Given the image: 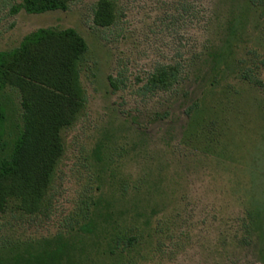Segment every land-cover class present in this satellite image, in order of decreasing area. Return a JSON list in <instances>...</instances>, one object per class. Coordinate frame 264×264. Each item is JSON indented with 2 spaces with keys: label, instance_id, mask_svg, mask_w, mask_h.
I'll return each mask as SVG.
<instances>
[{
  "label": "rangeland",
  "instance_id": "obj_1",
  "mask_svg": "<svg viewBox=\"0 0 264 264\" xmlns=\"http://www.w3.org/2000/svg\"><path fill=\"white\" fill-rule=\"evenodd\" d=\"M112 1V23L98 26L100 0L43 14L0 0V52L39 29H72L87 47L83 108L59 133L47 186L13 185L0 201V259L68 232L106 192L117 216H153L136 264H264V87L254 80L264 86V10L238 12L243 0ZM234 10L242 26L231 38ZM227 40L228 65L211 86L207 54ZM175 65L174 88L143 91L158 66ZM0 100L11 142L20 98L6 90ZM196 105L204 113L190 129Z\"/></svg>",
  "mask_w": 264,
  "mask_h": 264
},
{
  "label": "trees",
  "instance_id": "obj_2",
  "mask_svg": "<svg viewBox=\"0 0 264 264\" xmlns=\"http://www.w3.org/2000/svg\"><path fill=\"white\" fill-rule=\"evenodd\" d=\"M19 1L14 12L23 9L28 14H43L64 11L72 0ZM250 9L264 10V0H243L237 10ZM94 12L96 25H110L114 17L113 1L100 0ZM236 12L234 23L228 25L231 38L238 35L242 26V20H236ZM225 44L228 46L210 50L206 57L209 73L204 82L211 86L219 84L228 65L226 55L232 52L233 46L228 40ZM86 52L83 39L72 29H39L26 36L17 48L0 52V95L6 90L17 93L21 106V125L10 142L6 132V106L0 100V201L13 185L32 184L35 194L47 186L49 171L61 150L59 133L83 108L79 70ZM240 64L241 60L234 58L235 68ZM245 69L251 78V66ZM254 80L264 87L262 82ZM178 82L179 66H158L148 76L143 91L146 94L168 92ZM201 113L204 110L199 105L191 109L187 128L193 129ZM121 191L125 196L126 189ZM110 198L112 194L100 193L83 221L68 232L6 253L0 264H136L137 244L144 241L153 216L142 214L140 217L136 213L130 221L121 212L117 216ZM140 218H143L141 230Z\"/></svg>",
  "mask_w": 264,
  "mask_h": 264
}]
</instances>
